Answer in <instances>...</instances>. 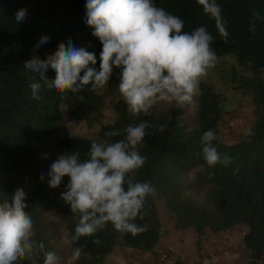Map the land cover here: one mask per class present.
I'll use <instances>...</instances> for the list:
<instances>
[{"label":"trees","instance_id":"trees-1","mask_svg":"<svg viewBox=\"0 0 264 264\" xmlns=\"http://www.w3.org/2000/svg\"><path fill=\"white\" fill-rule=\"evenodd\" d=\"M154 2L179 16L184 21V31L206 26L214 37L212 46L219 59L232 58L247 74L241 75L237 86L241 94L251 96L254 107V121L246 138L231 145L217 139L223 118V97L204 80L200 84L201 94L194 97L191 125L184 121V107L161 111L156 106L151 115L134 117L125 101L117 95L112 103L116 113L112 123L101 126L95 138L73 135L63 125L62 107L70 120L95 122L106 107L107 96L117 94L119 70H115L116 74L104 88L105 93L100 92L102 89L89 91L85 88L80 94H62L45 87L40 93L42 98L37 101L31 96L29 83L38 81L39 77L25 70L24 62L34 55L46 59L60 43L67 45L71 41L77 48L96 54L94 67L98 69L102 45L85 22L86 0H0V183L25 172L29 164L43 154L53 161L65 151L79 152L82 159L86 158L93 141L122 139L128 125L145 120L152 126L139 146L146 163L135 176L138 181L154 186L155 195L165 198L174 228L196 233L209 229L219 233L245 225L243 247L249 252L250 264H264V0H217L228 32L226 39L197 0ZM19 9L27 10L21 24L15 22ZM254 12H258L259 17L254 18ZM253 21L256 25L254 33L250 31ZM42 36H49L50 40L36 48ZM218 65L219 62L209 73L215 72ZM46 75L54 78L55 73L49 69ZM160 125L165 126V131L158 130ZM114 129L120 130L122 135L105 136ZM208 130L215 133L212 143L217 150L231 158L227 166L218 164L212 168L204 162L201 137ZM195 169H199L197 181L206 188V204L183 195V177ZM49 179L48 171L40 168L20 187L28 193L26 211L33 220L56 207L60 202L59 195L65 191L68 177L58 188H51ZM15 190L5 194L10 195ZM155 195L146 200L144 219L135 221L146 225L147 231L136 236L121 234L109 224L95 236L69 243L72 250L82 248L81 256L73 264H105L104 258L119 244L143 253L152 252L161 238ZM61 219L69 240L78 216L72 214L69 205L63 204ZM36 239L48 250L46 238L36 234ZM37 261L43 264L42 255ZM21 264H30V261ZM173 264L184 263L176 260Z\"/></svg>","mask_w":264,"mask_h":264},{"label":"clouds","instance_id":"clouds-1","mask_svg":"<svg viewBox=\"0 0 264 264\" xmlns=\"http://www.w3.org/2000/svg\"><path fill=\"white\" fill-rule=\"evenodd\" d=\"M197 3L226 39L228 32L217 0ZM85 10V22L102 45L99 68L94 67L95 53L77 48L71 41L60 43L46 59L34 55L24 62V69L39 77L29 83L34 100L42 98L45 87L62 94L103 89L119 70L117 86L128 111L134 117L151 115L162 102L191 105L201 94V81L219 62L212 46L214 37L206 26L184 31V21L158 7L154 0H86ZM26 13V9H19L15 22L23 23ZM259 15L253 13L254 18ZM250 31H256L254 21ZM49 40V36H42L35 47ZM49 69L54 71V78L46 75ZM150 127L147 121L139 120L124 129L122 139L93 141L86 158L82 159L79 152L65 151L51 163L49 186L58 188L68 177L61 199L78 216L74 234L66 243L95 236L109 224L121 234L136 236L147 231L146 225L135 221L144 219L146 200L156 194V189L149 182L138 181L135 173L146 163L139 146ZM158 130L165 131V126L160 125ZM121 135L118 129L105 133L109 138ZM215 138L212 130L203 133L202 158L208 167L227 166L231 158L217 150L212 143ZM27 196L23 188L10 195L0 192V264H21L25 260L38 264L41 255L43 264H58L57 253L46 250L45 244L36 239L34 220L26 211ZM81 253V247L73 248L72 259H79Z\"/></svg>","mask_w":264,"mask_h":264},{"label":"rangeland","instance_id":"rangeland-1","mask_svg":"<svg viewBox=\"0 0 264 264\" xmlns=\"http://www.w3.org/2000/svg\"><path fill=\"white\" fill-rule=\"evenodd\" d=\"M241 75L246 76L247 74L241 71L232 58L226 57L219 59V65L216 71L209 73L208 76L203 79L212 86L215 92L223 97L224 111L217 139L229 145L246 138L254 121V107L251 96L241 94L237 88ZM100 92L105 93L104 88ZM117 95L122 98L119 90L116 96H107L106 107L102 111L101 116L91 124L84 121L70 120L66 109L62 107L63 125L68 128L73 135L81 138H95L101 126L110 124L114 121L116 113L112 109V103L117 99ZM157 106L161 111H165L170 107H179L174 103L168 104L163 102ZM194 108V100L191 105L184 107L183 118L186 124H192ZM68 122H71V124ZM52 162L54 161L47 154L40 155L29 164L25 172L4 179L0 183V192L6 193L20 188L25 182V179L37 169L43 168L49 172ZM198 172L199 169H195L184 175L183 195L188 196L196 202L206 204L208 202L206 198V188L197 181L196 176ZM59 198L60 202L56 207L44 212L34 220L36 234L43 239H47L48 250L56 252L59 257L58 264H73L72 249L70 244L66 243L68 240L66 226L61 219V210L63 204L66 203L61 199V194ZM154 198L161 220V239L155 249H161L170 243H176L179 247L183 244L193 243L200 261L204 262L205 260H218L219 257L223 258L222 251L219 248L224 245L226 250L232 252L234 250L236 251L234 253L239 254L237 264H250L249 252L243 247V238L247 232V227L245 225H239L233 229L219 233H213L209 229H204L200 233H196L190 229L176 230L174 228L173 216L166 207L165 198L160 194L155 195ZM214 246L218 248L215 249ZM183 248L185 247L183 246ZM115 251L117 255L123 259L130 257L127 249L121 244L115 248ZM112 257L113 254L106 256L104 258V263L116 264L115 259ZM212 262L213 261L210 263Z\"/></svg>","mask_w":264,"mask_h":264},{"label":"crops","instance_id":"crops-1","mask_svg":"<svg viewBox=\"0 0 264 264\" xmlns=\"http://www.w3.org/2000/svg\"><path fill=\"white\" fill-rule=\"evenodd\" d=\"M183 246L185 248H183ZM214 247L215 249L218 248L217 246ZM125 249H127L128 255H130L129 258L123 259L122 257H119L115 249L111 253V255L113 254L112 258L115 259L116 264H173L176 260H180L184 264H237V261L239 260V254L234 253L236 252L234 250L233 252L226 250L224 245L220 246L219 248L222 251L223 258L219 257L218 260H205L204 262L200 261L193 243L183 244L181 247L177 246L176 243H170L162 247L161 249L154 248L152 252L144 253L128 248ZM164 254L167 255V260H161V256ZM211 261L213 262L210 263Z\"/></svg>","mask_w":264,"mask_h":264},{"label":"built area","instance_id":"built-area-1","mask_svg":"<svg viewBox=\"0 0 264 264\" xmlns=\"http://www.w3.org/2000/svg\"><path fill=\"white\" fill-rule=\"evenodd\" d=\"M167 259H168L167 255L164 254L161 256V260H167Z\"/></svg>","mask_w":264,"mask_h":264}]
</instances>
